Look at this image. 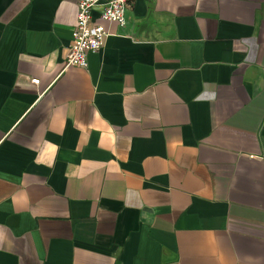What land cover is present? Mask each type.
I'll list each match as a JSON object with an SVG mask.
<instances>
[{"label":"crops","instance_id":"crops-1","mask_svg":"<svg viewBox=\"0 0 264 264\" xmlns=\"http://www.w3.org/2000/svg\"><path fill=\"white\" fill-rule=\"evenodd\" d=\"M127 2L0 0V264H264V0Z\"/></svg>","mask_w":264,"mask_h":264},{"label":"built area","instance_id":"built-area-1","mask_svg":"<svg viewBox=\"0 0 264 264\" xmlns=\"http://www.w3.org/2000/svg\"><path fill=\"white\" fill-rule=\"evenodd\" d=\"M101 6L99 19L114 22L119 26L125 24L127 0H76V22L72 29L71 41L65 55L67 66L86 67L87 53L99 50L103 46L107 32L101 23H94L92 11ZM37 84V79L31 80Z\"/></svg>","mask_w":264,"mask_h":264}]
</instances>
